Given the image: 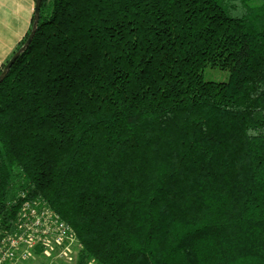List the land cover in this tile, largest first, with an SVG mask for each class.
<instances>
[{"label":"trees","instance_id":"1","mask_svg":"<svg viewBox=\"0 0 264 264\" xmlns=\"http://www.w3.org/2000/svg\"><path fill=\"white\" fill-rule=\"evenodd\" d=\"M30 198L74 264H264V0H42L0 82V230Z\"/></svg>","mask_w":264,"mask_h":264},{"label":"built area","instance_id":"2","mask_svg":"<svg viewBox=\"0 0 264 264\" xmlns=\"http://www.w3.org/2000/svg\"><path fill=\"white\" fill-rule=\"evenodd\" d=\"M79 249L73 229L41 198L23 200L14 226L0 230V264L67 263Z\"/></svg>","mask_w":264,"mask_h":264},{"label":"crops","instance_id":"3","mask_svg":"<svg viewBox=\"0 0 264 264\" xmlns=\"http://www.w3.org/2000/svg\"><path fill=\"white\" fill-rule=\"evenodd\" d=\"M35 4L36 0H0V66L11 58L28 32Z\"/></svg>","mask_w":264,"mask_h":264},{"label":"water","instance_id":"4","mask_svg":"<svg viewBox=\"0 0 264 264\" xmlns=\"http://www.w3.org/2000/svg\"><path fill=\"white\" fill-rule=\"evenodd\" d=\"M41 2H42V0H36V4H35V8H34V17H33L34 22H33V26H32V31H31L26 43L21 47V49H19V51H17L12 56V58L9 60V62L3 68V70L0 74V82L5 78V76L7 75V73L11 69V67L13 66L14 62L16 61V59L18 58L20 53L23 52L29 46V44L32 42L34 35L37 31L38 23H39V14H40Z\"/></svg>","mask_w":264,"mask_h":264},{"label":"rangeland","instance_id":"5","mask_svg":"<svg viewBox=\"0 0 264 264\" xmlns=\"http://www.w3.org/2000/svg\"><path fill=\"white\" fill-rule=\"evenodd\" d=\"M2 66V65H1ZM0 66V68H1ZM204 77L206 80L209 81H216V82H224L228 79V72L222 71L219 69H213V68H208L204 72ZM74 258L67 263L64 262V264H74ZM28 264H48L47 262H43L41 260H31ZM60 264V263H58Z\"/></svg>","mask_w":264,"mask_h":264}]
</instances>
